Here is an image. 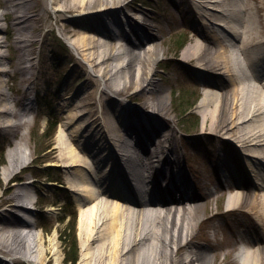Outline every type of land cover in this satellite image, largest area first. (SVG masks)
I'll return each instance as SVG.
<instances>
[{"label":"rangeland","instance_id":"1","mask_svg":"<svg viewBox=\"0 0 264 264\" xmlns=\"http://www.w3.org/2000/svg\"><path fill=\"white\" fill-rule=\"evenodd\" d=\"M193 1L121 0L119 4H125L117 11V14L122 18L126 15L128 17L129 14L132 17L130 22L133 26L129 29L128 25V30L121 32L123 33L121 35L114 25L110 27L112 18L109 15L102 16L104 22H100L101 18L97 16L91 18L84 14L80 15L78 10L80 6L72 5V0H56V2L29 0L30 7L26 9L28 13L33 14V17L26 23L30 24V27L20 30L19 24L15 22L13 9H23L26 6L18 4L13 7L9 1L0 0V53L3 55L0 59L1 69H3L0 71V91L7 92L14 99L12 102L14 108L29 110L26 115L15 117L17 125L0 126V234L13 232L18 228L25 230L21 238L16 236L17 238H10L8 241L16 243L13 245L16 252H13L14 247L7 248L0 245V264H33L29 262V256L26 254L33 256L36 264H55L57 254L61 257V264H71L66 262V259L69 255L72 256V253L76 256L75 264H111L113 262L107 249L101 261L98 260V256H94L97 261L92 258L96 254L94 252L97 246L92 239L97 237L98 231L87 232L85 224L81 222L83 218L80 211L96 201L87 202L80 190L71 189L73 187L71 185L75 183L72 178L76 176L78 167L68 166V162L63 161L58 137L70 143V135H73L74 139L81 144L82 140H87L98 133L103 119L114 123L113 111L117 108H121L122 117L126 121L134 120L133 108L150 110L152 106L144 107V101L147 99L166 102L162 112H158L159 119L167 122L166 125L170 126L174 132L175 146L181 154L186 179L201 199L205 193L210 194L205 200V205L197 210V214L200 215L194 220V228L189 239L190 247L181 246L176 254L188 257V249H199L200 257L205 252H208L209 258L213 257L212 264H241L239 258H236V253L241 246L248 245L252 249L264 247L262 216L259 215H262L259 210L261 204H258V198L255 200L243 198L239 203L240 206L236 205V208L229 207L227 204L230 192L240 188L255 194L254 192H257L260 186H257L259 189L255 188L252 179H248L246 175L244 178L239 177L235 183V179L231 177L230 161L225 160L222 155L224 152L220 149L224 142L220 141L219 131L209 130V121L206 123L205 132L200 129L202 116L197 109V103L203 91L207 88L216 90L211 82L214 80L221 82L224 79L223 83L226 85L223 84L222 91L228 93L235 84L227 83L239 82V80L228 79L225 75L226 70L217 77L212 73L215 68L205 66L200 68L198 67L200 62L195 58L181 59V50L188 42L199 38L203 43L208 42L218 47V42L213 35L215 32L224 33L212 22L214 16L206 12L200 14ZM247 1L254 18L264 22V0ZM88 3L85 6H88ZM65 5L68 8L64 9ZM144 14L150 26L145 23L142 25ZM237 17L236 13L229 18L233 20ZM97 29L106 34L111 33L112 38L108 40L115 48L121 43L124 45L131 42L137 43V38L144 43L143 47L158 43L160 53L156 60H149L148 63L144 61L143 64L136 60L134 70L137 76L136 69L139 66H142L145 72L151 68L149 78L159 83L161 91L143 90L142 88L147 87L146 76L136 82L127 81L121 84L117 77L102 81L99 74H101L102 66L100 61L104 55L103 46L90 45L86 46L85 50L71 46L73 40L82 34L96 36L100 41L107 39L102 37ZM21 35L26 39L19 41L18 38ZM183 38H186L185 45L177 48ZM24 42L27 43V53L22 61H19L22 53L20 45ZM229 49L232 51L229 67L233 71L236 67L235 76L240 81H244L245 88L253 89L251 84L254 83L251 78L254 76L245 74L242 77L241 75L246 52L238 54L235 48ZM137 50L142 49L137 48ZM86 51L93 55V61L89 60V54H86ZM260 54L264 55V53ZM126 56L127 53H122L117 58H109L108 62L116 66ZM94 63L97 64L94 66ZM19 66L25 67L22 69ZM111 90L119 93L120 98L112 97L109 94ZM82 97L89 102L87 106L93 107L96 116L102 109L105 112L104 118L99 116L96 119L97 129L86 133L79 128L80 120L76 116L83 108L74 106ZM1 98L2 94H0V103H3ZM128 112L130 116L125 115ZM54 120H56V127L52 135H49L50 124L48 123ZM149 120L155 119L152 117ZM0 123H6V120L1 118ZM136 125L138 127L137 123ZM139 134L143 136L141 131ZM244 136L247 137L245 133ZM233 142L239 148V153L238 150L234 152L236 156L238 155L237 162L239 161L240 164L242 159L245 165V160L241 157L245 148L238 142ZM146 145L148 149L153 148L150 142ZM16 146L28 148V161L6 177L5 168L13 159L15 152L13 149ZM87 147L95 159L101 162L102 151L97 152L89 145ZM86 158L92 161V156L89 154ZM102 162L104 163L103 160ZM109 163L114 164V168L118 169L113 159L101 165L105 168L109 166ZM88 164L90 162L87 166ZM241 169L245 170L242 166ZM133 172L134 170L130 169V173ZM228 177L230 181H227ZM18 187L26 190L28 194L26 200L30 202L29 204H34L35 208L19 211L15 207L14 203L18 198H12L11 194ZM22 197L20 199H25ZM158 207L163 208V206ZM17 211L22 214H16ZM256 214L259 219L254 220ZM64 216L65 221L59 222L58 219ZM23 221L27 224H23ZM70 221L75 226V251L72 249L70 251L68 246H65L63 241L67 237L60 233ZM110 221V218H107L102 224L106 225ZM254 231L263 233L257 235ZM141 242L129 251L127 246L120 249L121 263L125 264L123 261L128 259L127 264H152L158 257H167V254L161 253L155 247L160 244L155 238L146 237ZM27 250L29 252H26ZM88 251L92 256L86 254ZM169 263L168 260L166 264ZM171 264L176 262L173 261Z\"/></svg>","mask_w":264,"mask_h":264},{"label":"bare ground","instance_id":"2","mask_svg":"<svg viewBox=\"0 0 264 264\" xmlns=\"http://www.w3.org/2000/svg\"><path fill=\"white\" fill-rule=\"evenodd\" d=\"M7 1L13 7L18 4L26 6L23 9L15 7L16 9H13L14 18L15 22L19 24L18 28L20 30L27 26L30 27V24L27 25L26 23L33 17V14L28 13L26 9L30 7L29 0ZM52 1L56 2V0ZM120 1L72 0V5L80 6L78 8L80 15L84 14V16L91 18L94 16L100 17V22H104L103 15H109L112 18L110 27L114 25L118 30L120 29V34L123 35L121 31L124 30H121V27L123 28L122 23L124 21L128 23L129 29L133 26L130 22L132 17L129 14L128 17L126 15L123 18L118 16L117 11L125 4H119ZM86 3L89 5L85 6ZM193 3L200 14L206 12L213 15L214 21L212 22L224 33L215 32L213 35L218 42V47L212 46L208 42L203 43L199 38L188 42L181 50V59L195 58L200 62L198 67L215 68L212 72L215 76L220 77L223 70H226L225 75L228 79L239 80V82L231 81L227 83L228 85L235 84L228 93L222 91L224 90L223 84L226 85V83H223L224 79L221 82L216 80L211 82L216 90L207 88L203 91L197 103V109L202 116L200 129L205 132L207 129L206 123L209 121L208 129L219 131L220 141L224 142L220 147L224 152L222 155L225 160L230 161L232 168L237 171V175L243 174L242 166L246 169V172L250 171V174L254 175V184L262 186L257 192H254L255 194H250L240 188L230 192L227 204L229 207L236 208V205L240 206L239 203L243 198L244 200L258 198V204H261L259 210L262 213V215H259L262 216L261 222L264 230V55H260V53H264V22L254 18L247 0H194ZM66 8L68 7L65 5L64 9ZM236 13L238 14L237 19L231 20L229 17H233ZM145 15L143 16L142 25L145 23L150 26L151 24L147 21ZM97 31H100L99 34L107 39L100 41L96 36L82 34L75 38L72 43L71 41L69 43L75 49L80 48L81 50H85L86 46L90 45L103 46L104 55L100 61L102 66L100 67L101 74H99L102 81L113 80L117 77L119 78V84H121L127 81L136 82L146 76V86L149 88L144 87L142 89H148V92L161 91L159 83L149 78L151 77L149 76L151 68L145 72L143 67L139 66L136 69L138 71L137 76H135L134 70L136 60H139L142 64L144 61L148 63L149 60H156L158 53H160L158 43L143 47L144 43L140 42L136 35L137 43H126L127 45L121 43L115 48L110 45L108 40V38H112L111 33L106 34L99 29ZM25 39L26 37L23 35L18 38L19 41ZM26 46L27 43L25 42L20 45L22 53L19 61H22L27 53ZM228 47L235 48L237 50L235 52H238V54L246 52L244 55V68L241 70L242 77L245 74L248 75L249 67L256 66L257 69H252L253 74L251 73V75H254L251 78L254 83L251 84L253 89H248L250 87L245 88L244 81H240L235 76L236 67H234L235 71L229 67L232 51ZM137 48L142 50L138 51ZM122 53H127V56L123 60L119 59L120 64L118 63L116 66L109 64V58H117ZM83 54L86 55L89 52L86 51V54L85 52ZM88 57L89 60L93 61L91 53ZM2 58L3 55L0 53V59ZM25 60H29V58H25ZM96 64L94 63V66ZM1 65L2 63H0V71H3ZM19 67L23 69L25 66ZM0 94H2L1 100H3V103H0V119L6 120V123H0V126L17 125L14 120L15 117L24 116L29 110L14 108L12 106L14 99L5 91H0ZM109 94L114 98H120L119 93L117 94L115 90H111ZM88 103L82 97L79 103L74 104L75 107L83 108L76 116L80 120L79 128L85 133L95 130L97 126L96 119L99 116L104 118L105 114L102 109L96 116L93 107L87 106ZM165 105L166 102L162 100L147 99L144 101V107L152 106V108H149L148 112L146 111L147 108H133L132 116L134 120L128 121L122 117L121 108H117L113 111L114 123L108 119H103L102 126L98 128V133L90 136L87 140H82L83 144H79L73 135H70V143L58 137L60 140L59 150L64 157L63 161H67L68 166L78 167L76 176L72 178L75 183L71 185L73 186L71 189L80 190L87 202L96 201L95 203L91 202L90 206L80 211L83 218L81 222L85 224L87 232L98 231L97 237L92 239L97 243L96 252H94L96 254L93 255V259H96L94 256H98V260L101 261V257L105 256L104 252L107 249L109 257L113 261L111 264L117 262L123 264L120 261V249L127 246V251H129L137 244L142 243L143 239L150 237L159 241L160 244L154 246L161 253L167 254L166 258L158 257L152 264H166L168 260L169 264L173 261L176 264L213 263V257L209 258L208 252L202 254L204 257H200L199 249H188V257L176 254L181 246L190 247L189 239L194 228V220L200 215L197 214V210L205 205V200L208 199L210 194L205 193V196L202 195L203 199H201L194 192L192 184H186V181L189 182V180L186 179L181 154L175 146L174 132L170 126L166 125L167 122L161 118L159 119L158 112L165 108ZM130 106L133 107V105ZM244 107L246 110H241ZM125 115L130 116L129 112ZM152 117L155 119L154 121L149 120ZM140 131L143 136L139 134ZM244 133L247 137L244 136ZM233 141L238 142L239 145L245 148L241 156L245 160V165L242 159L240 160L241 166L239 161L237 162V156L234 152L238 150L239 153V148ZM147 142L152 144V149H148ZM88 145L95 148L97 152L102 151L100 154L101 162L95 159L93 153L87 147ZM13 150H15L13 159L5 168L6 177L28 161L29 150L26 146H16ZM88 154L92 156V161H88L89 159L86 158ZM112 159L113 162L115 160L118 169H115L112 163L108 164L109 167H102L101 164L105 165L107 160ZM88 162H90L89 166H87ZM130 169L134 172L130 173ZM137 192H139L138 195ZM123 193L126 194L123 195ZM144 194L151 196L145 199L141 197ZM11 196L12 198H18L14 204L19 211L35 208L34 204H29L30 202L26 200L28 194L25 189L18 187L13 190ZM21 196L25 199H20ZM152 205L156 207H151ZM158 206H163V208ZM19 211L15 213L22 214ZM257 216L258 214L255 215L254 220L259 219ZM107 218H110L111 221L103 225V221ZM23 224L27 223L24 222ZM24 232L25 230L21 228L13 232H2L0 234V245L13 248L16 243L8 242L10 238H17L16 236L21 238ZM256 234L259 235L260 233ZM13 249V252L17 251L15 247ZM26 252H29V250ZM87 253L88 256H92L89 251ZM26 255L29 256H27L29 262L36 264L34 261L36 259L33 256ZM236 258H239L241 264H264V247L260 246L252 249L248 245H243L236 253ZM123 262L127 264L128 259ZM55 264H61V257L58 254Z\"/></svg>","mask_w":264,"mask_h":264},{"label":"trees","instance_id":"3","mask_svg":"<svg viewBox=\"0 0 264 264\" xmlns=\"http://www.w3.org/2000/svg\"><path fill=\"white\" fill-rule=\"evenodd\" d=\"M185 43H186V38H183L178 43L177 48H182L185 45ZM48 124H50L49 125L50 127L48 128V129H50L49 135H52V133H53L55 127H56V120H54L52 122H49ZM194 127H196V125ZM46 133H47V131H46ZM65 219H66V217L64 216V217L58 219V221L59 222H64ZM60 233H61L62 236H66L67 237L66 240L63 241L65 246H68L67 248H69L70 251H71V249L75 251L76 241H75V226H74V224H71V221H70V223H67L64 226V228L62 229V231H60ZM75 261H76V256L73 253H72V256L69 255L68 259H66V262H69L71 264H75Z\"/></svg>","mask_w":264,"mask_h":264}]
</instances>
